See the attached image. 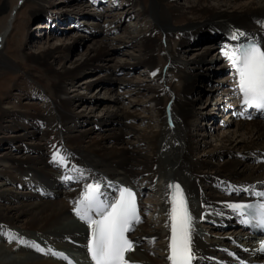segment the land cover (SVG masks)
<instances>
[{
  "label": "bare ground",
  "instance_id": "1",
  "mask_svg": "<svg viewBox=\"0 0 264 264\" xmlns=\"http://www.w3.org/2000/svg\"><path fill=\"white\" fill-rule=\"evenodd\" d=\"M25 1L16 0L4 22L0 24V51L14 23L17 6ZM34 1L39 3L34 11L41 12L43 0ZM73 1L80 0L70 2ZM89 1V4L98 7L102 2L113 0ZM201 1L206 0H198L188 6L191 15H202L203 19L202 22L190 25L189 21L179 26L172 21L170 24L166 17L176 20L182 15L173 13L174 11L184 15L185 12L180 11L182 6L179 4L166 9L164 0H150L148 5L138 0H126L124 8L109 15L108 22L117 26L126 17H146V25L124 28V43L137 46L140 54L133 56L131 61L115 62V68L118 69L114 73L109 69L102 76L86 79H104L110 82L111 84L104 85L105 91L112 87L113 82L131 86L135 82L118 75V72L128 69V66H147L159 86L153 88L141 81L135 83L140 88L153 90L146 101L140 100L143 105L149 103L154 106L143 117L144 127H139L138 124L135 126L132 110L114 103L101 107L104 112L97 123H102L106 117L104 125L111 124L102 129L105 132L97 137H90L89 127L79 128L77 132L74 130V124H80L83 120L78 117L85 114H75L71 110L76 102H71L69 95L64 96L62 89L76 70L100 61L107 54L108 41L104 36L91 37L92 42L88 47L90 57H85L72 70L64 66L61 70L53 67L52 59L61 56L62 49L58 47L43 50L39 55L30 57L46 72L50 89L46 90L47 99L39 104L40 109L37 108L36 113L17 111L22 119L25 115L28 117L16 122L14 116L11 120L14 133L6 137L9 142H17L18 145H12L13 148L9 151H0V176L11 180L16 189H28L22 192L15 203L11 201L16 197L10 193V189L3 190V193L9 194L8 197L0 194V264H86L88 223L77 217L76 220V214L72 217V209L76 207L75 202L81 198L88 183L99 184L105 198L114 199L121 187L130 188L138 198L144 188H150L157 197L156 205L148 212L151 216L149 222L141 219L131 232L134 244L125 258L128 264H170L167 259L171 234L169 185L175 184L181 187L191 217L190 236L196 255L193 264H239L230 257V251L245 259L264 262V257L257 258L254 254V239L241 240L239 245L247 247V250L241 252L236 241L233 243L237 248L231 245L230 238H236V230H232L234 235L227 238L206 240L200 234L203 226L199 224L209 221L211 226L235 225V215L227 205L238 200H248L250 198L247 196L250 197L263 188L264 122L257 118H235L237 121L233 122L230 131L217 133V143L214 146L198 147V151L195 144L198 132L192 135L187 132V127L193 123L198 129L200 111L197 110L195 101L186 99L187 95L193 93L196 82L195 76H190L188 70L198 71L203 68L201 64H205L204 67L209 68V72L213 69L226 70L224 72L227 75L222 81H217L218 87L208 90L210 95L219 96V101L212 107L213 119H218L215 109L225 119L232 116L231 110L237 107L235 69L221 49H234L244 40H255L264 46V0H251L235 8L230 6L233 7L231 10L220 7L219 3L216 9H208ZM95 16L98 19L99 16ZM37 26L41 24L38 23ZM113 27L110 25V29ZM84 31L88 32V29ZM176 31L182 34L180 42L171 39ZM157 32L159 37H155ZM204 33H210L209 38L217 43L213 46L216 55L211 61L215 67L218 63L216 59L224 61V65L218 69L211 64L206 66L210 59H206L204 54L208 50L195 54L188 61L178 56L177 49L181 42ZM67 50L65 47L63 51L67 53ZM0 63L5 62L0 60ZM203 73L207 74L199 73V78ZM69 82L71 84L73 81ZM89 85L91 84L86 86ZM137 92L132 90L133 94ZM120 93L122 92L119 91ZM96 105L93 103L88 107L96 109ZM0 113L5 116L6 109H1ZM93 120L91 117L84 121L90 124ZM68 121L70 122L66 125ZM117 123L120 127H112ZM2 126L9 127L8 124ZM35 134H40L37 141H25L36 136ZM129 134H134L136 140L131 142L130 138H126ZM107 138L112 141V145L105 144ZM18 150L22 152V157L14 154ZM54 152L63 154L64 160H60L59 156L53 159ZM192 152L196 153L195 157L190 154ZM223 154L226 157L221 158ZM139 204L141 213L148 209L149 205L140 201ZM9 229L12 231L7 233ZM242 234L249 235L247 231L241 232ZM10 240L17 242L13 249L4 246V242ZM152 240L156 247L153 252L156 253H152L149 247ZM40 241L46 242L48 246L43 248L39 245Z\"/></svg>",
  "mask_w": 264,
  "mask_h": 264
},
{
  "label": "rangeland",
  "instance_id": "2",
  "mask_svg": "<svg viewBox=\"0 0 264 264\" xmlns=\"http://www.w3.org/2000/svg\"><path fill=\"white\" fill-rule=\"evenodd\" d=\"M70 1L72 0H43L44 7L42 6L43 8L41 12L34 11V8L39 6V3L34 0H26L22 4L19 3L17 6L14 23L8 35L6 36L4 46L0 51V60L5 62L3 64H1L2 62L0 63V111L1 109H6L7 112L5 116L3 114L1 115L0 113V151L6 152L11 150V147L13 148L14 145H18L17 142H9L6 137L14 133L12 131L13 128H11V120L14 118V116H16V118H14V121L16 122L23 121L24 118L28 117V115H25L22 119L19 114L17 115V111L20 113L24 112L25 114H34L36 113L35 110L37 108L40 109L39 104H42L47 99L46 90L50 89L49 85L47 84V74L43 68L30 57L39 55L43 50L58 47L60 50L62 49L60 52L61 56L52 59L53 67L56 70H61V67L64 66L67 69L72 70L75 69L78 64L82 63L85 57L91 55V52L88 51V47L92 42L91 37L93 36H104V39L108 41L107 54L102 59H100V61L98 60L91 63L90 65H84L76 70L74 72V76H72V79L68 80V82L66 81L67 84L64 86V89H62V94H64V96L69 95V97H71V102H76L71 106V110L75 114H85L83 117H78L79 120L81 118H83V120L80 122V124H74V130L77 132L79 131V128L89 127L91 128L89 133V135H91L90 137H97L101 132H105L102 129L111 125H104V123L107 121L106 117L103 116V120L105 121L102 120V123H97L100 120V117L103 115L104 110L101 108L103 105L108 106L110 104L120 103V105L132 110L135 116V126L138 124L137 126L139 127H144L142 120L143 117L149 113L148 110L154 109L152 104L146 103V105H143L140 102V100L146 101L150 95L153 94V90L143 89L140 88L139 85H135L137 81H141L153 86V88L159 86L158 82H156V80L153 78V75L150 73L148 67L144 64L128 66V69L118 72V75L127 77L135 82L131 86L124 83L113 82L112 87L105 91L103 89L104 85L111 84L110 82L105 81L104 79H95L92 81L87 80L88 78L102 76L109 69L114 73L118 69L115 68V62L117 63L123 60L131 61L133 56H139L140 52L137 46L131 43H124V40L126 39L124 28L127 27L132 29V25H146V17L144 15L140 16V18L135 16H133L134 18L126 17L124 22L121 20L117 26L108 22L110 19L109 15H113L117 12L116 10H121L124 8L127 4L126 0L102 2L103 4L98 3V7L89 4V0L73 1V3ZM138 1L140 3H144L145 5L150 3V0ZM197 1L198 0H164V7L166 9L179 4L182 6L180 11L185 12L184 15L178 11H174L173 13H177L182 16L177 17L176 20H171L166 17L167 21L170 24L171 21L172 23L175 22L174 24H177L176 26L183 25L185 24L184 22L188 21L190 22L188 23L189 25L202 22V15H191L188 9L190 4H195ZM249 1L251 0H235L232 2H225L224 0H206L201 2L205 4L208 9H216L219 3L220 7L231 10V8L238 7L240 4L242 5L249 3ZM15 2L16 0H0V24L4 22L8 12L11 10ZM46 2L49 4H46ZM84 6L86 8L82 9ZM77 7L79 9L71 10V8ZM160 8L163 9L162 6H160ZM95 15L99 16L98 19L95 18ZM38 23L41 24V26L38 27ZM110 25L111 28L114 26V30L110 29ZM86 28L88 29V32L84 31ZM89 31H94V33ZM159 35L160 34L157 32L155 37H159ZM210 36V33H204L202 36L197 35L194 36L193 39L188 38L186 41L181 42L177 49L178 56L188 61L191 57H194L195 54H199L200 52L208 50L206 51V54H204L206 59H210L209 61L206 60L208 61L206 66H209L210 64L213 66V61H211V59L215 58L216 55L215 48L213 46L217 43L214 39L209 38ZM181 38L182 34L180 31H176L171 37V39L175 40L176 42H180ZM65 47L68 49L67 53L63 51ZM157 55L160 56L159 52H157ZM216 60L218 63H216V67L213 66L214 68L218 69L224 65V61L220 60V58ZM8 64L11 66H8ZM202 66L203 68H198V71H195V69L188 70L190 76H195L196 82L193 86V93L186 96L188 101H195L196 108L198 111H200L198 120V122H200V126L198 129L193 123H190L187 127V132L192 135H195L196 131L198 132V134L195 135V144L197 145V148H207L214 146L217 143V133L230 131L233 126V122L237 121L235 118H238L231 116L230 118L225 119V117L221 116L222 113L220 111L218 112V109H215V112L218 113V119H213L212 107L215 106L214 104L217 100L219 101V96L210 95L208 89L211 87H218V85H216L218 83L217 81H222V79L227 75V72H224L226 70L222 71L220 69H213L209 72V68L205 69V64H201V67ZM202 72H206L207 74L203 73V76L206 77L202 76L200 79L199 73ZM69 81L73 82L70 84ZM87 84L91 85L86 86ZM197 85H199L198 88L196 87ZM133 89L134 91H138V94H133ZM119 91L124 94H119ZM79 96H82L83 98L79 99ZM93 103H96L98 108L90 109L88 107ZM91 117L94 120L91 121L90 124L84 121L85 119H91ZM69 122L70 121L66 122L65 124L67 125ZM4 124H8L9 127H3L2 125ZM71 126H73L72 123ZM112 127L120 126L117 123ZM35 135L36 136L26 139L25 141L30 142L33 141L32 139L37 141V138L40 137V134ZM88 138H86V140ZM126 138H130L131 140H129L131 142L136 140L134 134H129ZM104 142L106 145H112V141L108 140V138L105 139ZM14 154L16 156L22 157V152L19 150ZM190 154L192 157L196 156L195 152ZM224 157H226L225 154L221 156V158ZM7 189H10V193L16 197L15 200H11L13 203L20 199L23 191H28V189H25V187L20 189L14 188V184L11 183V180L0 176V194L3 193V190ZM142 191L143 193L139 195V201L142 202V204L149 205L148 209L142 211L141 213L142 221L146 220L149 222L151 216L148 215V212L154 207V205H156L157 197L150 188H144ZM3 196L8 197L9 194L3 193ZM74 214L75 213L72 214V217H74ZM199 224L203 226L200 229V234H202L206 240L216 239L219 237L227 238L228 236L234 235L231 233L232 230H236L238 232L235 239L230 238L232 241L231 245H234V247L237 248L233 242L236 241V243L238 242L239 244L241 243V240L245 241L250 239L246 234L241 235V232L245 231L241 230L240 228H236L237 225H224L222 227L215 225L211 226V222L209 221L201 223L199 222ZM11 231L12 229H9L7 233ZM16 245L17 242L14 240L4 242V246L7 249H13ZM39 245H41L43 248L48 246L46 242L42 241L39 242ZM149 247L152 253H156L153 252L156 250L153 240L150 241ZM226 248L231 249V247Z\"/></svg>",
  "mask_w": 264,
  "mask_h": 264
},
{
  "label": "snow or ice",
  "instance_id": "3",
  "mask_svg": "<svg viewBox=\"0 0 264 264\" xmlns=\"http://www.w3.org/2000/svg\"><path fill=\"white\" fill-rule=\"evenodd\" d=\"M231 66L235 69L236 87L242 102L264 110V46L255 40H248L234 49H221ZM64 160L63 154L53 153V159ZM100 185L88 183L81 198L72 210L81 220L88 223V251L95 264H128L124 253L131 249V242L125 236L132 223L138 220L135 198L130 188L121 187L119 195L112 201L101 200ZM174 189L170 194V237L168 256L170 264H193L196 259L191 243V217L186 200L179 184L169 185ZM264 198V192L258 193ZM236 211L254 208L251 218L258 226L264 227V199L257 204L231 203L227 205ZM95 214L93 218L92 214ZM250 223L249 219L244 220ZM38 248V245L33 244ZM264 250V241L261 242ZM43 251V249H39Z\"/></svg>",
  "mask_w": 264,
  "mask_h": 264
}]
</instances>
